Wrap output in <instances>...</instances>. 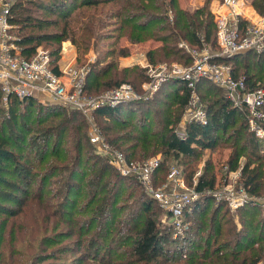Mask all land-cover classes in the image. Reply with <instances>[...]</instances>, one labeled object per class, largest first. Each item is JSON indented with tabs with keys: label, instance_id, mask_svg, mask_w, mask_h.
Masks as SVG:
<instances>
[{
	"label": "trees",
	"instance_id": "trees-1",
	"mask_svg": "<svg viewBox=\"0 0 264 264\" xmlns=\"http://www.w3.org/2000/svg\"><path fill=\"white\" fill-rule=\"evenodd\" d=\"M211 1L183 8L179 0H15L10 20L15 43L25 56L35 53L50 27L61 25L53 34L55 41H75L72 23L94 19L109 4L107 15L130 24L136 40L147 36L151 22L163 21L155 20L163 9H171L166 20L171 17L180 37L194 46L216 47ZM250 2L264 8V0ZM164 41L159 47L164 58L179 54L186 64L192 62L175 40L165 36ZM58 49L50 54L60 74ZM224 61L231 63L235 77L245 75L251 88L258 82L264 85V55L246 51ZM110 67L90 72L86 91L128 82L118 80L120 76L104 79ZM141 77L148 79L144 71ZM168 85L171 90H159L148 102L134 99L95 109L107 140L133 160L162 152L165 159L154 174L157 185L166 179L172 158L184 165L183 174L193 184L197 159L224 140L231 148L227 173L240 170V184L264 198V139L250 131L246 112L214 82L203 80L198 90L208 122H188L181 137L176 124L190 93L181 79H171ZM3 96L0 83V264H264V212L259 205L232 210L228 201H216L208 192L217 181L211 158L196 177L201 195L184 214L190 226L175 238L170 214L135 176L123 175L96 151L87 126L77 122L76 108L57 120L65 113L59 103L11 94L6 106ZM139 110L142 116L137 117ZM233 211L239 213L238 221ZM164 214L168 221H162ZM70 253L75 255L69 258Z\"/></svg>",
	"mask_w": 264,
	"mask_h": 264
},
{
	"label": "built area",
	"instance_id": "built-area-1",
	"mask_svg": "<svg viewBox=\"0 0 264 264\" xmlns=\"http://www.w3.org/2000/svg\"><path fill=\"white\" fill-rule=\"evenodd\" d=\"M14 2L15 0H0V83L4 90V105L9 106L11 94L19 98L46 95L56 102L72 104L88 112L103 105H116L138 99L137 91L129 82H123L99 96H85L84 79L87 73L82 68L67 64L63 68L59 67L62 73H57L52 66L51 54L40 46L34 54L25 56L22 48L15 43L12 33L10 16ZM211 11L217 27L218 50L182 41L180 46L191 56L192 62L187 65H149V80L144 83V88L156 90L169 79L185 81L190 93L184 113L185 122L197 121L205 124L208 122V114L199 94L198 83L203 80L212 81L223 90L235 107L246 112L250 131L264 139V85L258 82L251 88L247 77H235L231 63L224 61L225 58L230 59L246 51L264 55V8L259 9L248 0H215ZM184 129L185 127L178 130L181 137L186 136ZM91 140L117 170L123 175L135 176L170 214V222L174 226L173 236L176 238L184 235L190 226L184 214L191 209V204L200 197L201 192L195 185H189L183 170L178 165L171 166L166 182L157 185L154 174L161 164L157 156L144 160L129 159L123 151L107 140L100 128L92 131ZM228 169V164H224L223 172L228 179L230 174L241 173L240 170H230L227 173ZM196 173L199 174L200 171ZM196 182L197 180L195 184ZM224 185L223 188L215 187L208 192L217 202L228 201L232 209L250 204L257 197L243 184L240 190H235L230 182ZM166 219L169 220L167 216Z\"/></svg>",
	"mask_w": 264,
	"mask_h": 264
},
{
	"label": "rangeland",
	"instance_id": "rangeland-1",
	"mask_svg": "<svg viewBox=\"0 0 264 264\" xmlns=\"http://www.w3.org/2000/svg\"><path fill=\"white\" fill-rule=\"evenodd\" d=\"M195 1L198 4H200L199 2L201 1V4L198 5V7L204 5L207 2V0H179V5L181 7L186 6L185 8H194L193 6L196 4H194L193 2ZM214 1L215 0H212L210 3L211 4L210 10L212 3ZM16 3H19V0H17ZM15 6H17V4ZM105 6L104 8H102L104 11L98 12V14H96V17L94 19H91L89 21L85 20L83 21L82 24L76 22L72 23L73 28L71 32L74 34L76 38L75 41L68 38L66 40H63L62 42H57L55 41V39H53L54 38L53 34L56 31L58 32V30H60L61 28L60 25L59 27L48 28L47 37L39 46L44 51L49 53H51L54 49L59 48L56 57L57 58L56 62L58 66L61 67L59 62L61 59H63L62 61L64 66L67 64H72L78 69L82 68L85 71V73H87L84 79L85 85H86L87 76L89 75L90 72L93 71L94 73L99 72L103 68V66L106 67L111 66L110 67L111 71L103 78L105 79L108 78L109 76L112 77L120 76V79L118 80L120 81L126 80L128 82L133 83L132 85L134 86L135 90L138 93L137 100H144L148 102L150 99L154 98V96L157 94V92H159V90L161 89H164L166 91L169 89L171 90V88L169 87L172 86L168 85L171 79L165 81L166 83L165 82L162 83L159 86V88L156 90H145L144 83L149 80V77L146 80L141 77V71L147 73L149 65H160V64L170 65L172 63H180L183 65H187L186 62H184V58H181L179 54L177 56L174 55L168 58H164L161 55V51L159 50V47H161L165 43L164 41L165 36L167 38H171L175 40V45L177 44V47L179 49H182L180 43L182 41H187L185 40V38L179 36L178 31L173 27V22L171 20V17L170 19L166 20V15L170 13L171 16L172 14L171 9H169L168 12L166 9H163V11H161V14H158L159 17L155 18V20H159L158 18H163V21L151 22L150 25L148 26V32H146L147 36L145 35V33H143L139 38V40H136L135 37L137 31L130 29L131 25L126 24L121 17H112L111 15H107L109 13L108 7L111 6V4H109L108 7ZM99 8H101V6H99ZM43 14H45L47 17L50 18L55 16L54 14L49 12H44ZM12 32L14 34L16 33L15 30H13ZM59 43H60V47H59ZM209 48H212L213 50H218V46L216 47L209 46ZM54 58L55 57L52 56L51 60ZM62 72L63 71L61 70V73ZM111 80H114V78H112ZM113 88L115 87L113 86L108 87L105 86V84H100L96 86V89L90 90V92H88L86 91L84 86L83 93L85 96H99L103 93L108 92ZM164 98L167 97L165 96ZM37 99L39 102L59 103L61 107L65 108V113L61 114L59 118H56L57 120L65 117L67 114H70L72 112V109L76 108V110H78V116L76 118L77 122H84V124L87 126L90 142L95 146L96 151L101 156H105V154L91 140L92 131L95 128L101 129L100 124L102 123L100 116L98 117L95 114L94 110H89L88 112H85L82 109L75 107L72 104H64V103L56 102L53 99H50L46 95H41ZM154 104L155 103H150L149 107L152 108ZM140 111L141 110L138 111L137 117L142 116ZM20 114L21 115H19V119L23 120L26 111L23 110L20 112ZM53 116L55 117L56 115ZM52 118L53 117H51V119ZM186 124L187 123L185 122V118L183 114L182 119L179 122H177L176 125L178 128L182 129L184 126H186ZM69 130L67 131V133H69ZM223 141L224 140H222L220 145L216 147L215 151H210L208 149L205 150L204 153L201 155V157L197 159L194 167H197L198 168L197 171H200L201 173L206 164V161L211 158L213 163V170L216 172L217 175V181L215 187L223 188L225 187L224 185L225 183L227 184L228 182H230L235 190L237 189L240 190L241 188L240 173H236V175L230 174V179H228L225 177V174L223 172V165L227 163V160L231 153L230 146L228 147V144H225ZM152 156H157L161 162L164 161L165 159L162 152H159ZM244 160H245V156L241 158L240 162L243 163ZM173 165H178L182 170L184 169V165L180 161H178V159H173V158L168 159L167 161L168 171L170 167ZM199 174L195 173L193 177V184L189 183L190 186L195 185V180H197L196 177H198ZM166 179L165 180L162 179V181H160L161 183L159 182V184H163L164 182H166ZM257 197H255L253 199V202H250V204L259 205L264 212V198L259 196ZM232 210H236V209H232ZM230 213L231 215H233L235 220L237 221L239 220L238 212L233 211ZM165 214L163 215L162 218L163 222L167 221ZM74 255L75 253H70L68 256L69 258H72Z\"/></svg>",
	"mask_w": 264,
	"mask_h": 264
},
{
	"label": "crops",
	"instance_id": "crops-1",
	"mask_svg": "<svg viewBox=\"0 0 264 264\" xmlns=\"http://www.w3.org/2000/svg\"><path fill=\"white\" fill-rule=\"evenodd\" d=\"M193 3L196 4V5L193 6L194 8H196V7H198V5L201 4V1L199 2L200 4H198L196 1L193 2ZM182 7L184 8V7H186V6H182ZM62 60H63V59H61L59 63H60V66L63 68V67H65L66 65H65V66L63 65V61H62ZM64 63H65V62H64ZM48 97H49V96H48Z\"/></svg>",
	"mask_w": 264,
	"mask_h": 264
}]
</instances>
